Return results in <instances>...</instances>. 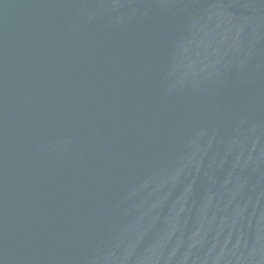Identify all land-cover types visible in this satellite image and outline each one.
Returning <instances> with one entry per match:
<instances>
[{
	"label": "water",
	"instance_id": "95a60500",
	"mask_svg": "<svg viewBox=\"0 0 264 264\" xmlns=\"http://www.w3.org/2000/svg\"><path fill=\"white\" fill-rule=\"evenodd\" d=\"M0 264H264V0H0Z\"/></svg>",
	"mask_w": 264,
	"mask_h": 264
}]
</instances>
